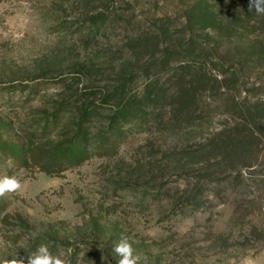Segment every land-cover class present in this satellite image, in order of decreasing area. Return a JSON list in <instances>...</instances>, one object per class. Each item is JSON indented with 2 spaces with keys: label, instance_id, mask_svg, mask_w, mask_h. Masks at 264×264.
<instances>
[{
  "label": "rangeland",
  "instance_id": "374dc122",
  "mask_svg": "<svg viewBox=\"0 0 264 264\" xmlns=\"http://www.w3.org/2000/svg\"><path fill=\"white\" fill-rule=\"evenodd\" d=\"M44 155L62 171L36 168ZM13 175L0 260L46 244L116 264L126 237L142 264H264V14L249 0H0V177Z\"/></svg>",
  "mask_w": 264,
  "mask_h": 264
},
{
  "label": "clouds",
  "instance_id": "9594fccd",
  "mask_svg": "<svg viewBox=\"0 0 264 264\" xmlns=\"http://www.w3.org/2000/svg\"><path fill=\"white\" fill-rule=\"evenodd\" d=\"M255 9L258 14H264V0H249V10ZM23 189V183L15 175L0 177V197L8 193H18ZM113 254L118 257L116 264H142L141 256L135 252L126 237L113 246ZM0 264H69L59 253L54 254L46 244H41L31 255L13 257L11 260H0Z\"/></svg>",
  "mask_w": 264,
  "mask_h": 264
},
{
  "label": "trees",
  "instance_id": "16d2710c",
  "mask_svg": "<svg viewBox=\"0 0 264 264\" xmlns=\"http://www.w3.org/2000/svg\"><path fill=\"white\" fill-rule=\"evenodd\" d=\"M80 106L79 107L77 106V108L81 109V114H82L83 120H85L86 118H87V120H89L90 110L89 109L85 110L84 107H80ZM88 122L89 121H87V123ZM70 163L71 162H69V164ZM63 165H64L63 161H61L60 158H57L55 156H52L50 158H46V155L39 156V158H37V160L35 161L36 168H39V169H41V171L47 172V173L61 172Z\"/></svg>",
  "mask_w": 264,
  "mask_h": 264
}]
</instances>
